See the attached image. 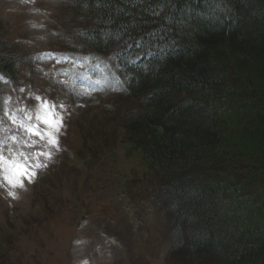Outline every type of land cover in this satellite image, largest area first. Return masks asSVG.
I'll return each mask as SVG.
<instances>
[{
	"label": "trees",
	"instance_id": "1",
	"mask_svg": "<svg viewBox=\"0 0 264 264\" xmlns=\"http://www.w3.org/2000/svg\"><path fill=\"white\" fill-rule=\"evenodd\" d=\"M61 1L57 33L80 42L65 48L107 58L130 89L120 144L187 228L183 258L264 264V0ZM19 61L0 20V86Z\"/></svg>",
	"mask_w": 264,
	"mask_h": 264
},
{
	"label": "rangeland",
	"instance_id": "2",
	"mask_svg": "<svg viewBox=\"0 0 264 264\" xmlns=\"http://www.w3.org/2000/svg\"><path fill=\"white\" fill-rule=\"evenodd\" d=\"M64 6L61 0H0L6 40L20 59L17 82L0 86V96L10 98L0 117L17 109L43 114L42 104L52 103L63 118L58 147L35 136L34 147H21L26 163L46 165L34 168L31 182L13 187L9 173L0 171V264H189L187 228L154 205L142 153L120 144L123 118L136 107L129 88L103 57L66 50L80 42L70 28L67 39L55 32ZM13 134L25 137L4 119L0 137ZM36 152L51 158H32Z\"/></svg>",
	"mask_w": 264,
	"mask_h": 264
},
{
	"label": "snow or ice",
	"instance_id": "3",
	"mask_svg": "<svg viewBox=\"0 0 264 264\" xmlns=\"http://www.w3.org/2000/svg\"><path fill=\"white\" fill-rule=\"evenodd\" d=\"M0 80H3V77H0ZM9 101V97L0 96V110H4ZM42 108L43 114H33L30 109H17L15 113H6L4 117H0V124L3 123L4 119H7L18 131L25 133L24 138H20L17 134L0 137V171L9 173L7 179L13 187H23L24 180L31 182L36 174L34 168L46 166L39 163L34 166L26 163L29 156L21 150V147H34L38 141L33 140V136L39 137V140L44 141L46 145L58 147L57 136L60 128L63 127V118L56 111V105L52 103H44ZM41 123L47 127V131L40 127ZM9 141L11 143H8ZM5 145H7L6 152ZM13 145L17 147H13ZM40 156H46L50 159L51 153L36 152L33 153L32 158L38 160Z\"/></svg>",
	"mask_w": 264,
	"mask_h": 264
}]
</instances>
